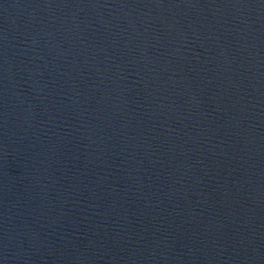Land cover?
<instances>
[{
    "label": "water",
    "instance_id": "obj_1",
    "mask_svg": "<svg viewBox=\"0 0 264 264\" xmlns=\"http://www.w3.org/2000/svg\"><path fill=\"white\" fill-rule=\"evenodd\" d=\"M0 264H264V0H0Z\"/></svg>",
    "mask_w": 264,
    "mask_h": 264
}]
</instances>
